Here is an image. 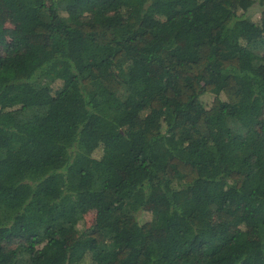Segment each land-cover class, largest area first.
Masks as SVG:
<instances>
[{
	"label": "trees",
	"instance_id": "trees-1",
	"mask_svg": "<svg viewBox=\"0 0 264 264\" xmlns=\"http://www.w3.org/2000/svg\"><path fill=\"white\" fill-rule=\"evenodd\" d=\"M1 1L0 264H264V0Z\"/></svg>",
	"mask_w": 264,
	"mask_h": 264
},
{
	"label": "rangeland",
	"instance_id": "rangeland-1",
	"mask_svg": "<svg viewBox=\"0 0 264 264\" xmlns=\"http://www.w3.org/2000/svg\"><path fill=\"white\" fill-rule=\"evenodd\" d=\"M151 4H153L155 7H158L159 9H162L163 11L167 12L168 14L171 13V7L168 4L163 3L162 1H153L151 2ZM260 17L259 13H254L251 14L249 16V18L247 19V22H250L252 20H257ZM26 22V21H25ZM0 24L3 25V27L5 28L7 34L9 37H17V36H21L25 33V24L22 20V18H20L19 16H14L12 15V13H10L8 11V9L6 8V6L4 5V2H2L0 0ZM166 33L169 34H173L176 33V26H172L170 27ZM182 42V40H179ZM35 42V48H34V53H33V59L34 60H38L42 57V45L40 44V42L37 39H34ZM36 61H32V65H30L31 69L34 68V65H36ZM77 64L78 66H81V60L77 59ZM152 204H149V208H151ZM146 209L143 211V219H149L150 218V211ZM95 218H96V212L95 210H88L85 214V224L86 226H90L95 222ZM62 233H66L67 235L74 236V232L72 230H63ZM251 235L254 237H257V233L255 231L251 232ZM68 237V238H70ZM163 238H165L164 236H162Z\"/></svg>",
	"mask_w": 264,
	"mask_h": 264
}]
</instances>
